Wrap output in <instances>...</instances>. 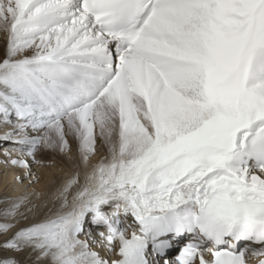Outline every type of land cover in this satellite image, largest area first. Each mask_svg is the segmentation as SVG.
I'll use <instances>...</instances> for the list:
<instances>
[{
    "label": "snow or ice",
    "instance_id": "1",
    "mask_svg": "<svg viewBox=\"0 0 264 264\" xmlns=\"http://www.w3.org/2000/svg\"><path fill=\"white\" fill-rule=\"evenodd\" d=\"M0 129L74 169L0 200V264H264V0H0Z\"/></svg>",
    "mask_w": 264,
    "mask_h": 264
},
{
    "label": "bare ground",
    "instance_id": "2",
    "mask_svg": "<svg viewBox=\"0 0 264 264\" xmlns=\"http://www.w3.org/2000/svg\"><path fill=\"white\" fill-rule=\"evenodd\" d=\"M2 131V129H0ZM45 154L47 156L51 154H55V151L53 150H46L41 149L39 153H37V159L41 160L43 163L40 165H37L35 167L32 166V171H36L39 177L41 178L40 182H35V178L37 176L36 173L33 172V179H31V182H28L27 180L24 183L18 182L15 177L19 174V170L16 168H13L11 166H7L3 163H0V198H3V196L6 197H20L25 195L26 193H39L40 198L37 200L35 197H33L34 202L39 206L38 212L36 215L30 217L27 221H22L21 224H18L17 227H21L26 224H30L32 222L38 221L43 219L46 215H50L52 213L49 212V209L52 210V212H55L56 207L58 205H55L54 203V195L57 191V189L61 186L62 182L67 178L68 175H70L74 169L73 164L71 161H69L66 154L61 153L59 156L60 159H52L49 158H41V154ZM49 154V155H48ZM56 155V154H55ZM73 155H76L75 148L73 149ZM53 156V155H52ZM5 158L0 155V161L4 160ZM51 159V160H50ZM99 157H95L94 160H98ZM53 160V163H51ZM60 161V164H59ZM65 161L68 165L65 167L60 166ZM48 162V163H47ZM37 179H39L37 177ZM15 231V229H13ZM9 236L11 233L8 234ZM4 237L0 236V240H3ZM179 246L174 248L173 255L170 254L168 258L173 259L175 257V253L179 250ZM1 251V256L7 255L5 257L0 258H16L18 260L23 261L25 258L22 254L9 252V251ZM5 253H4V252ZM255 261V258H253V262Z\"/></svg>",
    "mask_w": 264,
    "mask_h": 264
},
{
    "label": "rangeland",
    "instance_id": "3",
    "mask_svg": "<svg viewBox=\"0 0 264 264\" xmlns=\"http://www.w3.org/2000/svg\"><path fill=\"white\" fill-rule=\"evenodd\" d=\"M56 154V155H55ZM55 154H51V155H49V156H47V155H45L44 153L43 154H41L40 156H41V158H49V157H51L52 159H54V160H56L57 158L58 159H60L59 157V155L61 154L58 150L57 151H55ZM53 155V156H52ZM51 160V159H50ZM63 162V161H62ZM48 163V162H47ZM51 163H53V160H52V162ZM59 164H60V161H59ZM68 164L64 161L60 166H62V167H65V166H67ZM33 167H35L36 166V164H33L32 165ZM69 166V165H68ZM39 170L38 169H36V171H32V174H33V172L34 173H36L37 174V176H36V180H35V182H40L41 181V178L38 176L39 174L37 173ZM37 177L39 178V179H37ZM3 199H5V196H3V198H0V200H3ZM4 252V251H3ZM5 253V252H4ZM0 254H1V251H0ZM5 256H7V255H3L2 254V256L0 255V257H5ZM25 258V257H24Z\"/></svg>",
    "mask_w": 264,
    "mask_h": 264
}]
</instances>
